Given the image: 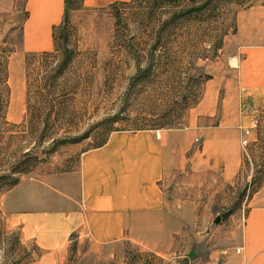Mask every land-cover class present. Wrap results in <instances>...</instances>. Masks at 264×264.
<instances>
[{
  "label": "rangeland",
  "instance_id": "1",
  "mask_svg": "<svg viewBox=\"0 0 264 264\" xmlns=\"http://www.w3.org/2000/svg\"><path fill=\"white\" fill-rule=\"evenodd\" d=\"M72 2L67 31L75 57L57 81L58 89L45 93L42 101L51 103L44 106L32 94L41 84L30 81L27 89L25 57L51 51L52 45L41 51L21 47L22 0L0 15V43L10 52L6 135L14 137L11 150L18 145L15 140L25 136L20 145L31 151L33 167L19 180L74 171L81 152L101 144L113 131L181 128L203 98L214 93L223 114L241 116L243 128L254 118L257 125L244 147L240 135L241 168L230 183L222 182L215 197L207 194L213 197L207 209L192 193L183 210L179 207L184 221L195 224L175 227L179 231L172 242L159 243L157 251L122 242L92 252L87 244L72 242L65 264H216L224 252L239 253L235 242L242 219L264 191V97L241 100L253 107L254 118L240 114L232 63L239 59L230 40L236 14L264 6V0H130L99 10L81 7L80 0ZM27 102L31 112L55 120L38 144L27 135L34 123L30 118L22 123ZM8 191L0 192V264H37L39 252L5 227L2 204Z\"/></svg>",
  "mask_w": 264,
  "mask_h": 264
},
{
  "label": "crops",
  "instance_id": "2",
  "mask_svg": "<svg viewBox=\"0 0 264 264\" xmlns=\"http://www.w3.org/2000/svg\"><path fill=\"white\" fill-rule=\"evenodd\" d=\"M22 1L21 47L47 49L53 26L67 11L65 0ZM128 1L80 5L99 10ZM14 8L15 0H0V15ZM235 23L230 43L239 59L234 82L240 109L241 100L264 97V6L238 12ZM245 124L241 116L223 114L214 93L181 128L113 131L103 144L81 152L74 171L22 177L4 197L5 227L39 252L37 264H65L72 242L91 252L122 242L157 251L181 226L195 224L178 212L190 193L207 209L213 198L207 194L215 197L222 182L236 177ZM254 202L235 242L239 253L224 252L216 264H264V191Z\"/></svg>",
  "mask_w": 264,
  "mask_h": 264
},
{
  "label": "trees",
  "instance_id": "3",
  "mask_svg": "<svg viewBox=\"0 0 264 264\" xmlns=\"http://www.w3.org/2000/svg\"><path fill=\"white\" fill-rule=\"evenodd\" d=\"M125 3L127 2L116 3V5ZM65 5L67 11H65L63 20L52 28V50L31 53L25 57L27 89L30 88V81L33 83L37 81L38 84H41V86L38 85V90L32 94L38 98L39 103L43 106L47 103V101L45 103L42 101L45 100V93L58 89L57 81L68 71L75 57L74 50L69 46V34L67 31V13L68 9L73 5L72 0H65ZM200 10L201 8L197 9V12ZM2 45L3 43H0V192L14 188L19 183V177L29 173L33 168L29 164L31 151L25 152L23 146L20 145L21 142L26 140L25 136L16 139L14 143L18 145L11 150L14 137L6 135L10 126L6 121V109L9 103L8 58L10 52L5 51ZM50 103L48 102L47 104L49 105ZM49 115H42L41 112H31L30 105L27 102V112L22 123L28 122L29 118L34 123L35 128L29 130L27 135L29 136L28 139H35V144L41 143L47 138L44 134L45 128L50 125V122L54 123L53 121H55H51ZM39 127H43L41 131ZM35 129H38V133H35L37 131Z\"/></svg>",
  "mask_w": 264,
  "mask_h": 264
},
{
  "label": "built area",
  "instance_id": "4",
  "mask_svg": "<svg viewBox=\"0 0 264 264\" xmlns=\"http://www.w3.org/2000/svg\"><path fill=\"white\" fill-rule=\"evenodd\" d=\"M239 112H240L241 115L242 114L243 115L251 114V116L254 118V116L252 115L253 114V107L252 106H249L244 101H241V103H240ZM256 125H257V121L254 118L250 127H248V128L246 127V128L241 129V136H242L241 145L243 147L247 144V139L246 138L250 134V129L255 128ZM237 252H239V251H237Z\"/></svg>",
  "mask_w": 264,
  "mask_h": 264
},
{
  "label": "bare ground",
  "instance_id": "5",
  "mask_svg": "<svg viewBox=\"0 0 264 264\" xmlns=\"http://www.w3.org/2000/svg\"><path fill=\"white\" fill-rule=\"evenodd\" d=\"M234 62L237 64V61H236V59H234V60H233V62H232V63H233V65H235V64H234ZM235 67H236V65H235Z\"/></svg>",
  "mask_w": 264,
  "mask_h": 264
}]
</instances>
